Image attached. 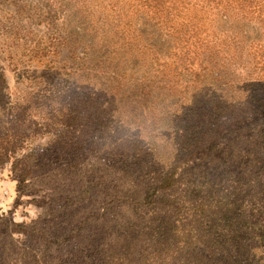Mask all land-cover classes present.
Here are the masks:
<instances>
[{
	"label": "rangeland",
	"instance_id": "374dc122",
	"mask_svg": "<svg viewBox=\"0 0 264 264\" xmlns=\"http://www.w3.org/2000/svg\"><path fill=\"white\" fill-rule=\"evenodd\" d=\"M263 135L264 0H0V264H264Z\"/></svg>",
	"mask_w": 264,
	"mask_h": 264
},
{
	"label": "trees",
	"instance_id": "16d2710c",
	"mask_svg": "<svg viewBox=\"0 0 264 264\" xmlns=\"http://www.w3.org/2000/svg\"><path fill=\"white\" fill-rule=\"evenodd\" d=\"M263 126V125H262ZM263 133V132H261ZM263 136H261L260 138H263ZM257 150L258 153L264 158V144H260L257 145ZM176 185V180L173 176H169L168 178L162 179V181L158 184L157 188L158 191H163V190H168L171 189L172 187H174ZM263 223L259 221V224ZM13 229H18L19 226L15 225V224H11Z\"/></svg>",
	"mask_w": 264,
	"mask_h": 264
}]
</instances>
